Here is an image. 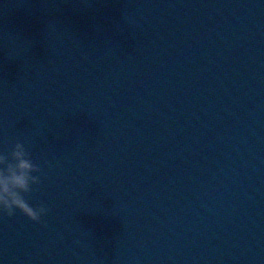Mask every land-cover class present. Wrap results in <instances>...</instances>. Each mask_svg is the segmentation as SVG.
Returning <instances> with one entry per match:
<instances>
[{"label":"water","instance_id":"obj_1","mask_svg":"<svg viewBox=\"0 0 264 264\" xmlns=\"http://www.w3.org/2000/svg\"><path fill=\"white\" fill-rule=\"evenodd\" d=\"M17 142L0 264H264V0H0Z\"/></svg>","mask_w":264,"mask_h":264},{"label":"clouds","instance_id":"obj_2","mask_svg":"<svg viewBox=\"0 0 264 264\" xmlns=\"http://www.w3.org/2000/svg\"><path fill=\"white\" fill-rule=\"evenodd\" d=\"M37 166L30 158L23 142H17L11 151V160L0 152V210L13 215L17 209L32 220H38L46 212L43 206H33L25 198L31 185L38 180L32 173Z\"/></svg>","mask_w":264,"mask_h":264}]
</instances>
